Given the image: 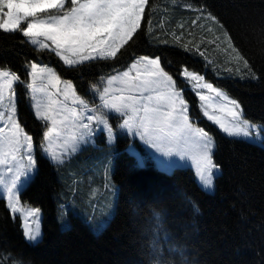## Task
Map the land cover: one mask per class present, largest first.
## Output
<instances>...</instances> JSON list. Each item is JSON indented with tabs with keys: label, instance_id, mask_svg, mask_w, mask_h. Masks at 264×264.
<instances>
[{
	"label": "snow or ice",
	"instance_id": "1",
	"mask_svg": "<svg viewBox=\"0 0 264 264\" xmlns=\"http://www.w3.org/2000/svg\"><path fill=\"white\" fill-rule=\"evenodd\" d=\"M186 7L199 13L197 20L207 22L208 26L201 25V28L213 38L207 40L202 36L199 44L194 39L182 43L183 36L173 33L174 40L185 51L194 50L205 60L207 57L200 45H216L224 53L225 62L234 66L227 68V72L241 79L258 80L253 65L224 23L205 6L187 4ZM146 10L155 13L157 7H150V0H0V33L19 34V44L30 45L37 54L36 59L25 60L24 79L0 56V188L3 189L0 198H6V207L13 219L17 214L22 218L23 236L30 244L39 243L42 238L39 227L33 226L38 225L40 209L22 205L20 192L34 179L39 159H49L59 173L75 154L90 146L107 160L103 187L109 195L115 196L117 189L108 175V164L120 130L123 135L139 137L165 157L190 158L202 188L214 190L215 173L221 169L214 159L216 143L209 132L196 127L191 120L182 89L161 65L160 57L137 56L133 52L126 70L115 67L135 45L142 23L146 25L145 35L159 39L153 35V17L146 16ZM260 33L261 43H264V17ZM160 42L168 43L167 40ZM44 55L58 58L62 71L75 73L79 79L90 78L87 87L82 89L83 96L72 79H62L55 68L39 60ZM102 66L111 67L112 71L97 77L96 70ZM179 75L184 78V85L191 83L193 88L201 90L197 92L200 101L210 99L202 94L203 89L214 93L219 100L214 105H202L203 115L209 121L229 137H246L264 146V124L246 119L240 102L187 67ZM17 86L22 89L20 99H27L35 117L46 128L39 144L34 143L33 136L21 125ZM215 113L226 114L228 119ZM97 131L106 133V144L96 142ZM37 149L43 153L39 159ZM157 163L161 171L169 174L181 166L175 160L157 158ZM144 164V158L137 159V167ZM97 192L92 190V198ZM184 205L193 215L200 213L199 204L190 197H185ZM138 209L139 205L133 208L136 216L140 215ZM169 224L166 208L148 206L146 226L139 233L143 256L140 264H204L189 258L185 245L180 243L179 230H184L186 240L194 225L181 221H172L173 227ZM100 227L97 225V230ZM164 240L167 245L162 251ZM0 264H24V261L11 252L7 255L0 252Z\"/></svg>",
	"mask_w": 264,
	"mask_h": 264
},
{
	"label": "trees",
	"instance_id": "2",
	"mask_svg": "<svg viewBox=\"0 0 264 264\" xmlns=\"http://www.w3.org/2000/svg\"><path fill=\"white\" fill-rule=\"evenodd\" d=\"M187 4L207 7L224 23L253 65L258 80L241 79L227 72V68L234 66L225 62L224 53L216 45H200L207 57L205 60L194 50L185 51L174 40L173 33L183 36L182 43L194 39L199 44L202 36L207 40L213 38L201 28V25L207 27V22L197 20L199 13L186 7ZM152 6H156L157 11L146 10V16L153 17V35L159 39L145 35L146 25L142 23L135 45L115 67H125L133 52L137 56H159L161 65L176 79L178 87L183 88L194 117L199 115L195 94L184 87V78L179 75L185 67L225 89L240 102L246 119L264 124V43H261L260 33L264 0H150ZM19 39V34L0 33V56L24 79L25 60L36 59L37 54L30 45L19 44ZM164 40L168 43L160 42ZM39 60L54 65L58 73L72 79L78 93L84 95L82 89L87 87L89 77L79 79L75 73L62 71V62L58 64L56 57L44 55ZM111 71V67L102 66L96 70V75ZM17 92L21 120L32 129L27 121L32 112L30 106L26 98L20 99V86ZM36 121L42 125V121ZM199 123L213 134L214 159L221 165L213 193L200 188L190 168L177 167L169 174L147 158L144 167H137V158L126 150L128 142L122 138L116 141L112 167L108 171L117 189L115 196L109 195L103 187L104 166L108 163L105 157L102 156L104 161H99L100 165L95 168L93 161L97 159L88 158L101 154L92 147L75 154L59 173L49 159H39L43 155L38 153L39 170L21 192V197L41 208L42 239L34 245L27 242L20 217L13 219L6 207V198H0V252L22 257L24 264H140L143 256L139 233L146 226L148 206L154 205L167 209L170 227H173L172 221L194 225L186 240L184 230L178 232L189 258L204 264H264V148L241 138L225 136L203 117ZM34 134L38 142L40 136ZM96 138L106 144L104 134ZM92 190H98L95 198L91 196ZM185 197L199 204L198 215L185 207ZM135 205H139V216L133 213ZM65 219L70 224L62 226ZM97 225L101 226L98 231ZM166 245L167 240L162 241V251ZM5 249L8 252H4Z\"/></svg>",
	"mask_w": 264,
	"mask_h": 264
},
{
	"label": "rangeland",
	"instance_id": "3",
	"mask_svg": "<svg viewBox=\"0 0 264 264\" xmlns=\"http://www.w3.org/2000/svg\"><path fill=\"white\" fill-rule=\"evenodd\" d=\"M152 58H155V57H152ZM131 62V61H130ZM129 62V63H130ZM45 63V62H44ZM128 63V64H129ZM48 64V66L49 67H53V68H55L56 70H57V68L54 66V65H52L51 63H47ZM121 69H124V70H126V66L125 67H122ZM190 71V70H189ZM58 72V71H57ZM200 75H202V74H200ZM203 76V75H202ZM62 77V79H69V78H65V77H63V76H61ZM205 78V77H204ZM205 81H207L208 83H211V84H213L212 82H210V81H208L206 78H205ZM178 85V84H177ZM213 86L214 87H217V88H220L222 91H224L230 98H232V99H235L232 95H230L225 89H223V88H221V87H218V86H216V85H214L213 84ZM185 88H189L192 92H194V94H195V97H196V101H197V104H198V108H199V115H195V117L191 114L192 112H191V107H190V101L187 99V97H186V95H185V92H184V90H183V88L182 87H180L181 89H182V95H183V98L188 102V106H189V115H190V118H191V120L192 121H194V123H195V126L196 127H200V128H204L205 129V131H207V132H209L202 124H200L199 123V119H201L202 117H204V118H206L207 119V117L206 116H204L203 115V111H204V109H203V107H202V105H214V104H217V103H219V100L215 97V94L214 93H210L207 89H203L202 90V94H204V95H206V96H209L210 97V99L208 100V101H204V102H202V101H200V99H199V95H197V92L198 91H201V90H199V89H196V88H193L192 87V85H191V83H189L188 85H185L184 86ZM80 94V93H79ZM81 95V94H80ZM17 96H18V92H17ZM83 96V95H82ZM85 98H88V97H85ZM97 103H99V101L97 100L96 101ZM17 108H18V117H19V119H20V122H21V125H22V127L24 128V130L29 134V135H32L33 136V140H34V143L35 144H39L40 143V141H41V139H42V136H43V132L44 131H46V128L44 127V123L42 122V125L41 124H39L36 120H38L36 117H35V114H34V109L33 108H31L30 107V109H31V111L32 112H30V118H28V123H30V125L33 127L32 129H28L27 128V126H25L24 125V123H23V121L21 120V115H20V111H19V105H18V102H17ZM208 111L210 112V113H212V108H208ZM215 114H217V115H222L223 116V118L225 119V120H227L228 119V117H227V115L226 114H221V113H215ZM111 119V118H110ZM208 120V119H207ZM209 121V120H208ZM210 123H212L213 125H215L218 129H219V131L222 133V134H224L225 136H227V134L226 133H224L220 128H219V126L218 125H216L215 123H213L212 121H209ZM254 123V122H253ZM256 124H259V123H256ZM113 126L115 127V122L113 121ZM120 132H121V135L119 136V138H122V139H125V140H127V146H126V150L130 153V154H132V155H134L137 159L138 158H144L145 159V162H146V158L147 159H150V160H152L153 161V163H154V165L155 166H157L159 169H160V167H159V165H158V163H157V158H159V159H161V160H166V161H171V160H175L179 165H181L180 167H182V168H190V169H192L193 170V172H194V175H195V178H196V180H197V183L199 184V186L202 188V186H201V183H200V181H199V179H198V177H197V175H196V169H195V166H194V163H193V161L190 159V158H188V157H185L184 159H181L178 155H173L172 157H165V156H163L161 153H159V152H157L155 149H153V148H151L149 145H147V144H145L143 141H141L140 139H139V137H135V138H133L132 136H130V135H123V130H120ZM34 133H36V134H39L38 136H40V139H39V141L37 142V140H35V134ZM100 134H104V137H105V140H106V142H107V137H106V133H101V132H99V131H97V134H96V136H98V135H100ZM209 134L213 137V139H214V141H215V138H214V136H213V134L212 133H210L209 132ZM227 137H229V136H227ZM236 138H241V139H244V140H246V141H249V142H252L251 140H249L248 138H246V137H236ZM96 142L98 143V144H101L99 141H98V139L96 138ZM256 144H258V145H260L259 143H256ZM261 146V145H260ZM263 148H264V146H262ZM215 150V149H214ZM38 153L39 154H41V155H43V153L39 150V149H37V156H38ZM103 155L102 154H94V155H91V156H88V158H95V159H97L96 161H93V164H94V167L93 168H95V167H98L99 165H100V163H102L103 161H104V156L102 157ZM82 157H85V155H83ZM112 159H113V156H112ZM99 161H101L100 163H99ZM112 160H111V163L110 164H112ZM109 164V165H110ZM105 167V166H104ZM104 167H103V169H104ZM112 167V165H110L109 167H108V171H109V169ZM220 174V171H217L216 173H215V179H214V190H215V184H216V177L218 176ZM23 179H25V178H23L22 177V180ZM32 181V180H31ZM30 181V182H31ZM29 182V183H30ZM29 183H27V184H25V186H24V188L25 187H27L28 185H29ZM24 188L22 189V191L24 190ZM203 189V188H202ZM204 190V189H203ZM214 190H212V191H208V190H204V191H206V192H209V193H213L214 192ZM3 191V189L2 188H0V192H2ZM21 191V192H22ZM21 192H20V199H21V204L22 205H24V206H26V207H29V208H39L40 209V213H39V216H38V225H33L34 227H36V226H38L39 227V229H40V232H41V236H43V226H42V210H41V208L40 207H38V206H35V205H33V204H31V203H29V202H27V201H24L23 199H22V197H21ZM18 216H19V214H17ZM20 217V216H19ZM21 218V217H20ZM31 219V218H30ZM92 225H93V221L92 220H88ZM65 222V223H64ZM21 223L23 224V220H22V218H21ZM61 223H62V221H61ZM70 224V222L67 220V219H65V221H63V223H62V226H64V225H69ZM94 227V226H93ZM22 229H23V227H22ZM96 231H98L97 229H96ZM42 239V238H41ZM40 239V240H41Z\"/></svg>",
	"mask_w": 264,
	"mask_h": 264
}]
</instances>
